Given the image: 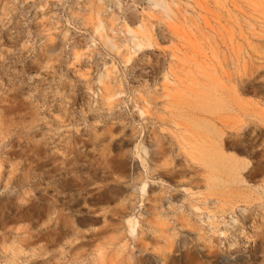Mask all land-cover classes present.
I'll use <instances>...</instances> for the list:
<instances>
[{
    "label": "rangeland",
    "instance_id": "1",
    "mask_svg": "<svg viewBox=\"0 0 264 264\" xmlns=\"http://www.w3.org/2000/svg\"><path fill=\"white\" fill-rule=\"evenodd\" d=\"M0 264H264V0H0Z\"/></svg>",
    "mask_w": 264,
    "mask_h": 264
},
{
    "label": "bare ground",
    "instance_id": "2",
    "mask_svg": "<svg viewBox=\"0 0 264 264\" xmlns=\"http://www.w3.org/2000/svg\"><path fill=\"white\" fill-rule=\"evenodd\" d=\"M241 211L243 212V213H245V212H248V209L247 208H241ZM236 221H238L237 220V217L236 218H234L233 216H232V220H231V222L232 223H237ZM246 240H247V238H246Z\"/></svg>",
    "mask_w": 264,
    "mask_h": 264
}]
</instances>
